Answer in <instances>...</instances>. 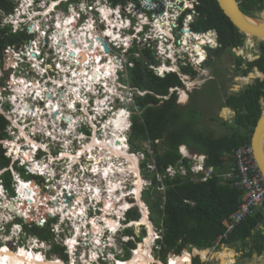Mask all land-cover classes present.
Listing matches in <instances>:
<instances>
[{
  "label": "trees",
  "instance_id": "obj_1",
  "mask_svg": "<svg viewBox=\"0 0 264 264\" xmlns=\"http://www.w3.org/2000/svg\"><path fill=\"white\" fill-rule=\"evenodd\" d=\"M125 1L111 0L112 4L125 3ZM253 2L255 0H243L240 4L242 11L254 16ZM259 4L262 5V3ZM16 5L13 0H0V15L12 13ZM195 7L198 14L192 23V28L195 31L216 29L218 40L221 43L216 49H208L209 56L202 64L203 67L208 68L214 63L213 55L219 57L232 47L246 45L243 43L245 37L223 14L216 0H196ZM31 37L25 31L13 32L9 25L0 26V58L3 56L5 46L22 44ZM133 53H138L140 57L133 56ZM14 56L11 52L7 59ZM128 59L132 65L127 67L126 82L133 90L144 92L141 95L134 94L133 96L134 101L130 108L132 111L137 109L138 112L132 115V126L128 138L129 145L133 150H141L145 154L141 163L142 167L145 168L150 157L146 148H143L141 144V142L147 141L158 171H163L164 167L169 164L179 163L181 158L178 146L181 144L186 145L193 152L203 154L205 164L214 169L212 177L203 182L192 180L189 174H177L171 179L164 178L160 183L154 174H146L151 178L149 190L154 192V198L150 203L149 217L157 228H162L161 239L157 240V243L160 244L161 259L164 260L169 252L180 253L183 248L191 249L192 247L196 249L192 252L193 264H205L201 263L198 258L199 255L204 258L205 252L201 251L202 253L199 254L198 251L212 247L222 234L219 243L229 244L240 240L242 250L247 248V256L253 253L252 247L259 243V252L264 246V242L260 240L262 235H260L259 229L254 233L257 222L263 217L259 210L253 215H249L227 236H224L226 225L230 222V215L243 199V190L233 187L227 182H222L218 174L225 171L232 162L233 151L237 147L249 143L261 109L257 98L264 94L262 91L264 84L260 83L257 88L250 83L239 93L226 95L225 104L220 105L231 106L235 111V116L231 123L214 116L209 117V120L216 122L215 125H223L227 129V132L216 135L213 131L205 132L198 127L202 112L198 108L199 102L196 93H192L191 98H188L184 103L177 102L176 90L170 92L169 89L183 86L179 76L174 72L158 76L148 67L150 62L155 61L148 48H132ZM235 63L237 69L238 65L242 63L241 58L236 57ZM255 63H258L260 70L264 71V64L261 61L257 62L256 60L247 64L251 68L255 66ZM181 69L182 73L195 74V71L189 66H183ZM247 70H243L242 73L245 74ZM6 123L7 120L0 113V139L5 137ZM9 152H13L12 147H9ZM182 161L188 166L186 159H182ZM8 165H10L9 157L5 155L4 148L0 143V169L8 167ZM14 167L21 172L24 171L23 168H18L16 165ZM9 174L7 169L3 175L6 187H9ZM161 184L165 185V188L159 191L158 187ZM138 217L137 209H130L126 213L127 220H136ZM26 229L45 239L51 237V234L43 227L33 225ZM128 230L125 232L131 234ZM142 236L144 235L136 237L135 240L126 244L124 259L130 256L128 248H134ZM249 245L251 246L249 247ZM51 252L54 255L59 254L66 260V255L61 247L53 246Z\"/></svg>",
  "mask_w": 264,
  "mask_h": 264
},
{
  "label": "clouds",
  "instance_id": "obj_2",
  "mask_svg": "<svg viewBox=\"0 0 264 264\" xmlns=\"http://www.w3.org/2000/svg\"><path fill=\"white\" fill-rule=\"evenodd\" d=\"M13 1L17 4L15 9H14V11L12 13H10V14H7V15H0V26L9 25L13 32H17V31L18 32L19 31H23L24 32L25 31L26 33L30 34L31 36L34 35V36L38 37V38H36L37 40L33 39L31 37L30 39L25 40L24 43H22V45H29V50L30 49L34 50L36 48L34 42L37 41L36 43L40 47V49L39 48H37V49L41 52V56L43 54L48 59L49 58H54L53 61H57V63H54V66H53V64H50V66H52L53 68H51L49 70V69H46L42 65L41 62L44 60L43 59L40 62V66H39V68L42 71L39 69L38 70L39 72L36 73V69H34V68L32 69L31 63L28 60L29 56L28 55L27 56L23 55V52H27V51H22V49H20V51L15 52V50H17V45H19V44H17V45H12V46H9V47H11L13 49L14 53L21 55V58H20V61L18 62V65H16V66H14L13 64L10 65L6 61V59L4 60V49L7 47V46H5L3 48V56H2V58H0V81H1V84H0V91H1L0 95H1L2 92H4L6 90L4 99L6 100L7 97H9V99L4 101V102H3V100H0V102H2L3 105H4V108L0 106V113L7 120L6 126L9 123L8 117L15 119V122H14V125H13V130H14V133L17 134V136H19V132L22 131L21 128L23 129L22 132L29 133L30 138L35 142V146H36V150L31 152L33 157L37 153H39L40 148L46 149L49 144L50 145H54V147H56L57 144H60L59 148L61 146V149L66 150V148H64V145H65L64 142H66L67 144L70 145V147H69L71 149V150H69L70 153L76 154L77 150L80 149L79 147H80V143L82 141L81 140V136L79 138L78 137L74 138V137H69V136L66 137L67 134H63V136L61 138H57V135H56L55 136V140H54L52 137H50L49 133H46L44 130H42L40 134H35L31 129L34 126L33 122L36 121V120L38 121V119H35V118H33L32 116H29V115L19 116L16 112H13V108L14 107H13L11 101H10V96H12L11 92H13L12 87L16 84L15 82H13V77H16L17 80L18 79H20V80L24 79V81H26V82L28 81L27 82L28 84H32V82L42 83V81H41L42 79H46V81H47V79L50 80L52 78L51 77L53 75L52 71H55V70L58 71L57 68H56V66L58 65V59L56 58V56L58 54H54V52L51 49L52 39H53L54 35L57 34V27L55 26V23H54V21H55L54 18H58V15L56 13L57 9L61 8L63 11H66L65 15H63L62 18H60V19L58 18L62 22L67 17L69 18V17H72V16L75 15L74 16L75 17L74 20H72V19L70 20V22H72L71 24H73L74 26H76L78 24L83 25L84 21L88 20V17L85 14H81V12H80V10L78 8V5L81 4V2H80L81 0H13ZM142 2L143 1L138 3L140 5L139 6L140 8H139L138 11H136V20L133 22L135 24V34H133L131 37H129L127 34H125L124 31L126 30V27L129 25V20H128V17H127V13H128L127 10H129V12L131 13L132 8L130 6L133 4L132 2L116 3L114 5H109V6L108 5H93L94 6L93 9H91L92 13H94L97 16V20H98L99 23L105 24V21H104L103 17L100 16V10L99 9L102 6H105L106 9L109 10L110 12H112L113 10L116 11L117 14L120 16V19L127 20L128 22H127V24L125 26H123L120 30L117 31L119 33L118 42H116V41L114 42L113 40H109V37L106 36V35L102 36V39L106 42V44L109 47V51L106 52L105 54H109L111 52L110 54L112 56H114L115 60H116V63L113 65L114 67L112 68V71H111L113 73L112 74V80H111V85L114 88V93L112 94L113 95V100L112 101H110L109 99L106 100L107 106L105 108V111H101L100 113H98L96 111V104H97L96 96L91 91L86 92V94L82 93L81 96L84 98V101H81L79 99L78 101L75 102L74 107L72 109H70L69 107L66 106L74 114L73 116L77 117L82 122L84 128H86L90 132L93 131V126L96 127L97 132L100 129L102 131L103 128H101V126L103 125V123L105 121L108 120L109 113H113L116 110H120V109H122V110H124L126 112L125 113L126 114L125 115L126 128L123 131V135H124L125 130L132 126V115L134 113H137L138 110L136 109L135 111H132V108H130V106L133 104L132 101H134L133 100L134 94H138V93H136L137 89L133 90L128 85V83L126 82V78L125 79L123 78V73L127 74L126 73L127 67L132 65V63L128 59L130 54L127 56V58H124V55L130 53V50L132 48H134V47L140 49L139 46H137V43H139L142 40L146 42V46H143V47L148 48L147 46H149L150 48H148V50L153 54L154 59H155L154 62H150L148 64V67L158 76H164L166 73L174 72V73H176L179 76V78L183 82V86H185V82L184 81L187 80L186 82H189L191 80L189 77H191L192 79L193 78H197V80H199L200 82H204L205 83L206 81L214 80L215 76L217 75V74H215V75L210 74L211 77H213L211 79H206V80L199 79V77L203 76L206 71H208L210 73L209 68L203 67V65H202L207 60V58L209 56V50L208 49H216V48H218L221 45V43L218 40L216 29L212 28V29H208V30H205V31H195L192 28V23L194 22L197 14H198V12L196 10V7H195L196 0H156V1L152 2V4L154 6H156V7H159V6L162 5V7L164 8V13H163V15H160V16L158 14L157 15H150L149 13L152 11V9H145L144 8L145 4L141 5ZM42 4H44V5H42ZM71 5L74 6V8L71 7ZM156 7L153 8V11H156ZM169 9H172V12H170ZM72 10L75 13L74 15H72V12H71ZM143 11H145L146 14H144ZM45 12H48V13L44 14ZM48 14L50 15V18L47 17ZM143 14H144V17H145L144 20H143ZM76 15H77V17H76ZM131 15L135 16L133 14H131ZM157 16H158L159 19H157ZM169 21H173L174 22V26L173 27L170 25L171 22H169ZM157 22H160L161 25L157 26ZM105 26H106V24H105ZM141 26H145L146 27V32H145L144 36L139 35V33H140L139 29L141 28ZM158 27H162L161 28V32H159V33L157 31ZM165 29L167 30V32L169 34L165 33ZM119 31H122V32H119ZM207 31L214 32L216 34V38H215V41H214V39L212 37H209L210 40L206 41V44H204V45L199 44V45H201L199 51L203 54L202 58H200L201 55L197 53L196 48H192L191 46H190V48L188 47L189 50H187L185 52L180 50V44L177 42V40H179V42L181 43L183 41V39H182L183 35H185L186 39H189L188 42H186V41L185 42L190 45L191 44V39H193V38H194V40L199 39V38L195 39V37L192 36L191 33L196 34V35L201 34V33L206 34ZM103 32L104 31H101V33H103ZM159 35H162V36L167 38V40H164V42H163L164 51H167V49H168V47L166 46L167 41L172 40V41L177 43L174 46V48H178V49L170 48V50H172V49L174 50V55H172L171 58H173L178 53H180V54H183L185 58L189 59L188 60L189 63L187 65H181V63H180L181 59H179V60L178 59L177 60L176 59L171 60L169 57L164 55V57L167 60V65H166V67H164L165 65H163V67L161 68L162 64L160 63V59H161V52L163 50L160 51V48H159V44L158 43H159L160 40H162ZM104 36H106V38ZM157 36L159 37V39H155V37H157ZM243 36L245 37L244 38L245 41L243 40V43L246 44L245 46L232 47V48L228 49V51L223 52L219 57H217V55H215V56L213 55L212 56L213 57V62L214 63H219L220 59L223 57V55H229L230 54L231 55L230 56V62L232 64V67L236 70L238 75H240V74L244 75L242 73V71L243 70H247L248 67H245V68H241V67L245 63L247 64L248 62H250L249 60H247V58L248 59L250 58L251 50H252V43L254 42V39H250L246 35H243ZM46 38L48 39V42L46 43L45 48H44L43 46H40L39 44H42L41 41L43 39H46ZM203 39H205V38L203 37L202 40ZM151 46H153V49L151 48ZM143 47H141V48H143ZM242 47L244 49H247V50L244 51L242 49ZM114 48H117V49L114 50ZM117 50H120V51L122 50V56L123 57L118 56L116 54ZM242 50H243V52H242ZM35 51H36V49H35ZM113 52H115V54ZM244 52L246 53V55L244 54ZM189 54H192V55H189ZM133 56L137 57L138 53H133ZM236 57H240L241 60H242V63L240 65H238L237 69H236V63H235V58ZM157 59H159V60H157ZM190 61H193V62L191 63ZM214 63L211 66H213ZM20 64L22 66L21 68H20ZM90 66L91 65H89L88 68H90ZM173 66H175V67H173ZM183 66L191 67L192 70L195 71V74L194 75H190L189 73H182V71H181L182 69L181 68ZM102 67L103 66H101V68ZM19 68L21 69L20 73H18V71H17ZM25 68L26 69L30 68L31 73L29 74L30 71L28 70V73L26 74L24 72V70H23ZM213 69L214 68H212V70ZM221 71H222V69H220V68L218 70H216V72H218V74ZM248 71H249V69L247 70L246 73H248ZM40 73H41V75H40ZM237 74H234V76L232 78H229L232 81V84L235 83L237 80H242L244 83H247V84L251 83V82L248 83L247 81H244L246 79L248 80V76H237ZM5 76H6V80L3 81L5 79ZM251 76H252V73H249V77L250 78H251ZM52 79H55V78H52ZM247 84H245V86ZM50 85H52V84H50ZM199 86H201V84H198V89H196V90L200 89ZM232 87H234V86L232 85ZM58 88H59V86H58ZM117 90H119L120 93L122 92L123 98H124V96H128L129 97V94L131 92L132 101H130L131 103L129 104L127 109L125 108V106H114L113 105V102H118L120 99L123 100V98H121L118 94H116ZM173 90H176L177 102L183 103L184 101H179L178 100V96L180 95L179 94V90H185V92H186V87L185 88L175 87V88H170L169 89L170 92H172ZM58 91H59V95H60L61 88H59L57 90V93H58ZM137 91H139V90H137ZM233 93H235V92H233ZM139 95H141V94H139ZM81 96H80V98H81ZM104 97H102V98H104ZM22 98L26 102L27 107H29L28 111H30L31 109H33V111H35L36 108H38V107L40 108V106L43 107L46 104L45 101L41 102V99L37 100L35 98L34 94L33 95L26 94L25 97H22ZM99 100H100V98H99ZM6 104L11 105V107H9V106L6 107ZM220 104H222V103L220 102ZM32 105H33V107H32ZM220 106H217V107H220ZM224 106H227V107H223L222 109L223 110L225 108L228 109L229 115L227 117L221 116V119L224 118L222 120L231 121L233 119V117L235 116V111L229 105H224ZM83 107H84V109H83ZM134 108H136V107H134ZM5 110L7 111V113L5 112ZM32 115H33V112H32ZM231 115H234V116L231 117ZM211 116L219 118L218 116H215V115L211 114V115H209L207 117L208 120H209V117H211ZM28 125H30L31 127L28 128ZM6 126H5V128H6ZM5 128H4L5 137L3 139L7 138L6 137L7 133L5 131ZM26 128H28L27 131H26ZM101 133L102 132H100V134ZM77 134H79V133L78 132L75 133V135H77ZM90 135H91V133H90ZM64 136H65V140H62V138ZM123 137H124V143L126 145V152L128 154H130V148L131 147L129 145L128 139L125 137V135ZM12 138H14V135L8 137L7 140L9 141V143H10V140ZM3 139H0V143L2 144V147L4 148L5 155L7 157H9L10 165L13 166V167L16 165V167H18V168H23V166L19 167V165L17 164L20 159L23 160L26 163V165H27V163L29 161L28 159H23L21 156H16V158L12 157L13 158L12 159L11 156L9 154H7L8 153L7 152V150H8L7 148L9 147L8 146L9 143L2 142ZM76 142L79 143V144H77ZM247 144H250V141ZM128 145H129V148H128ZM28 148L29 147L23 146V149H25V150L28 149ZM143 148H146V147H143ZM146 150L148 152L147 148H146ZM139 151H141V150H139ZM63 152H65V151L58 152V154H61ZM141 153H143V152L141 151ZM178 153H179L180 158H181L179 163H183L182 159H186L187 163L190 162V164H191L193 162V159H191L190 155L196 154V155L203 156V162H204V166L205 167H212V166H207L205 164V156L203 154L193 152L192 150H190L184 144H181V145L178 146ZM149 154H150L149 162L146 164L145 170L148 171L151 174H154L155 178H156V172L164 173V171H165L164 169L168 165L164 167L163 171H158V167H157L155 158L153 157V155H151L152 151ZM144 156H145V154H144ZM143 160H144V158H143ZM179 163H177V164H179ZM150 164L154 165V169H149L148 165H150ZM169 165H171V164H169ZM141 166H142V164H141ZM50 167H51V165H50ZM137 167H138V175L140 176L141 180L142 181H147L146 178L142 177L141 174H140L138 162H137ZM187 167H189V166H187ZM52 168H53V170L55 172H59V171H61L60 169L63 168V165L60 164V163H57V164H54ZM2 169L6 170V168H2ZM73 169H76L74 164L70 168V174H72ZM24 171L25 172H30V171L25 170V169H24ZM213 171H214V169H213ZM132 172L133 171H129V173H130L129 182L132 180L131 175L135 179L130 182V185H128L127 189L125 190V192H129L130 191V193H127L126 196H124V195L121 196V198H124V199H126V197L130 196L131 197V201L129 200L130 198L126 199L128 207L123 211L124 215L122 217L123 218L122 222H121L122 218L121 219L119 218L120 219V223L122 225H129V223H130L129 227L131 225H133L132 223H134L137 220V219L136 220H127L126 219V213L128 212V210L132 209L131 205L135 204V202H134L135 200H132V197L133 198L136 197L133 189L135 188V183L134 182L136 180L137 175L134 172H133V174H131ZM30 173H33V172H30ZM36 175L37 176H41V173L37 172ZM148 179H149V182H150V185H151V178L148 177ZM158 182H160V181H158ZM198 182H203V181H198ZM0 185H1V183H0ZM229 185H231V184H229ZM159 187H158V189H159ZM105 189H103V191H102L103 195H105V193H106ZM140 192H141V190H140ZM116 193H121L120 192V188L118 189V191ZM120 199L118 200V202L120 201ZM132 202H134V203H132ZM143 203L145 204L144 201H143ZM85 204H86V211H85L84 218H86V219H89V217L93 218V216L91 214V211H89V210L92 209L94 211H96V210L102 211V209H101L102 205H100V203H98V202H96V203L93 202V201L91 202V200L87 199ZM263 206H264V204L262 205V207ZM97 208H99V209H97ZM256 208L257 207L253 208V212L251 214H249V215H253L257 211ZM88 211H89V214L87 213ZM58 214H59V212H58ZM141 215L142 214L139 211L138 219L141 217ZM249 215H247L245 218H247ZM6 216L7 217L2 215L0 217V226L1 227H6V226L10 225L11 224V220H13L15 218V217H13V215L11 213H10V215H8L6 213ZM18 216H21V214L18 215ZM52 220H54L53 221V224H54L53 227H55V229L51 230V232H49L51 234V237H50L51 243H54L55 244L54 246H58V247L62 248L63 252L66 255V260L64 261V264H69V262H70V260H68L69 254H71L72 257L74 256L75 258L79 259L80 258V253L77 250V247L80 244H82V243L92 244L86 239V234H84V229H82L83 227H80V229H82V230L79 233V235H77L72 248H70L69 245H68V240L72 239V237L74 235L73 227H69L70 225H66L65 224L66 220L62 219L61 217H59V215H57V213L54 214L53 217L48 218L46 221L49 222V221H52ZM148 221L150 222V224L152 226L154 225V224H152V221H151L149 216H148ZM242 221H240V222H242ZM44 223L45 222H41V220H39L37 226L42 227L44 225ZM239 223H237V225ZM259 223L260 222H258V224ZM15 225L16 226H20L19 223L15 224ZM142 225H144V224H141L140 226H142ZM88 226L89 225H86L84 227H88ZM153 227H155L154 231L156 233V229H158V228L155 225ZM104 231H107V230H104ZM155 233H154V236H155ZM157 240H159V239H157ZM36 241L37 240L34 239V245L35 246H36V243H37ZM153 241H155V237H154ZM42 242L45 245V255L43 254V252H40V253L44 256V258H46L47 260H50V258L47 257V254H48L47 252L50 249V246L47 244V242H45V241H42ZM137 243H139V242H137ZM218 244L215 243L213 246H216ZM209 248H212V247H209ZM191 249H192V247H191ZM186 250H188L187 247H186ZM201 250H204V249H201ZM201 250H199V251H201ZM220 250L221 249H219L218 251H220ZM90 252L93 253V250L91 249ZM49 253H51V252H49ZM169 253L167 254V256L168 255L170 256ZM172 253H174V252H172ZM180 253H177V255L180 254ZM167 256L165 258V261H163L160 258L161 262L166 263L168 261V257ZM55 259H57L59 261H62L60 258L59 259L55 258ZM115 260L117 261V259H115ZM74 263H75V260H74Z\"/></svg>",
  "mask_w": 264,
  "mask_h": 264
},
{
  "label": "bare ground",
  "instance_id": "obj_3",
  "mask_svg": "<svg viewBox=\"0 0 264 264\" xmlns=\"http://www.w3.org/2000/svg\"><path fill=\"white\" fill-rule=\"evenodd\" d=\"M99 10H100V15L103 16L105 18V20H106L105 24H106L107 27H106L105 31L103 32V34L104 35L105 34L106 35H110L109 37H111L112 40L118 42L119 33L117 31L120 30L124 26V24L126 23L127 20H124L125 23L122 24V19H120V16L117 14L116 11L113 10L112 12H110L109 10L105 9L103 6ZM112 13L115 16L116 15L118 16V18H116V22H115L116 23V29H113V28L110 27V19L112 18ZM45 14H46V12H45ZM58 23H60V22H58ZM67 23L64 24V26L61 25L63 27L59 31H58V28H57V34L54 35L53 40H52V44H53V46H55L54 50L57 49L61 53H69V52L75 53L73 50L76 49V50H81L84 55L82 57H80V58L75 56V58H72V59L69 57V58H66V59L59 60L60 63H62L63 60H66L67 63H68L66 70L61 71V75H62L61 76V78H62L61 80L63 81V84L68 83V81H70V83H73L72 85H66V86H68L71 89V93H73V94H82V93L86 94V91H82L81 88H80V90H78V86L81 85V86L84 87V86L88 85V86L92 87V85L94 84L93 81L96 80V79H94L92 77V72H93V70H96V69H93L91 67L88 68L90 60H91V58H93L92 54H91V47H95L96 46V50L98 52H101L103 55H105V54H104V51H103L102 46L100 45V43H98V41H93L92 42L91 39L89 38V35H90L89 31L91 30L93 25H90L89 22H87L86 25L80 29L81 31H79V30L75 31L72 27H70V28L66 27ZM59 28H61V27H59ZM71 32H72V34H71ZM159 32H161V29H158V33ZM90 37H92V35H90ZM92 39H96V38L92 37ZM156 39H159V37L157 36ZM191 40H192V44H196L195 45L196 51H197V49L200 48L199 44L204 43V41H201V39L194 40V38H193ZM92 45H95V46H92ZM55 52H56V50H55ZM27 54L29 55L30 58L31 57L35 58L36 52H34L31 49L29 50L28 53L27 52H23V55L26 56ZM199 54H201V52H199ZM14 55L16 56L17 54L15 53ZM62 56L65 57L64 55H62ZM106 57L108 58V55H106ZM94 60L95 61H100V55H98V57H94ZM7 62H8V60H7ZM106 62H107V64L105 65V69H109V70L111 69L109 71V72H111L113 65H112V60L110 59V57H109L108 60H106ZM99 64L101 66L102 62L99 63ZM78 65H81V70L79 72L78 71H73L72 72V70L74 69V68L72 69V66H74L76 68ZM173 67H175V66H173ZM104 72H108V71L105 70ZM104 72H100V73L103 74ZM112 74H110L111 77H112ZM13 81L16 83L15 85H19L18 84L19 81L16 78L13 79ZM53 83H55V85L56 84H58V85L60 84L59 81H55ZM55 85L53 84V86L49 87V91H47V92H49V95H46L44 93V95L47 98L48 107H50V105L57 106L60 103V100L63 97L61 92H60V96L61 97H59V91H58V95L55 93L56 89H57V88H55ZM32 86H36V85H32ZM91 92H93V94H94L93 90H91ZM107 92L109 93V91H107ZM41 93L42 92H40L39 88L33 90V89H27L25 87L16 88V86H15V88L13 89V95H12L13 98H12V100H15L14 98L17 97V99L18 100L21 99V101H19V102L13 101L14 106H16V107L18 106L19 107L18 111L20 112V114L29 115L30 113L26 110L25 107L20 108L21 106L25 105V103H26L22 97H25L26 94H31V95L34 94L35 98L37 100H39V99H42L39 96V95H41ZM108 93L106 95H108ZM179 94H180V99L181 100L185 99L186 95H185L184 91L180 90ZM54 95H55V97H57V100H54V98H53ZM104 96H105L104 94H101L98 97V98H100V100L99 99L97 100V105L98 106L96 105V111L98 113H100L101 111H105L106 107H103V106H105L107 104L106 100H108L110 98V96H109V98H105ZM102 97H104V98H102ZM81 101H84L83 97H81ZM40 109H42V108H40ZM44 113H45V115H43L44 117L48 116V114L50 113V109L48 108V111L47 112L45 111ZM125 113L126 112L124 110H122V109L116 110L115 114L113 116L109 117L110 119L108 121H105L106 125L104 123V125L102 127L107 126V128L110 131V134H108V136H106V137H104L102 139H99V138L96 137V135L95 136L91 135L90 138H89L90 139L89 140L90 143L87 142V145L82 143L80 149H78L77 152H79V154L78 153H76V154L69 153L68 151L71 150L69 148L70 145L65 143V146H64V148H66V150H64L65 152H63L61 156H58V159H53L52 161L50 159L48 163L46 161L38 162L35 159V157H33L31 152H28V154H26L27 152L23 150V147L18 148L19 145H17V147H16V145H14V151H16V150L17 151H16V153H14L13 156L18 154V151L21 150L19 156H21L23 159L31 160V164L29 165L30 166L29 169L34 174L39 172V173H42V174L45 175V174H48V172H49L50 177H55L54 176L55 171L52 168L53 165L57 164L59 162L63 165V168H61L60 169L61 171H59V172H61V175H62V177H61L62 178L61 186L66 187V189L62 192V196H64V194H65L64 192H66L67 195H72V194H73V196L75 195L74 197H75V201L76 202H77V200H81V201L78 202L77 205L74 202L68 203L67 206H64L62 200L54 201V203H52V207H49V210H48L49 212H47V214L50 213V214L53 215V214L59 212V217H61L62 219H65L67 221H70V220L72 221V223L74 225V228H73L74 235H73L72 239L68 240V243H69L68 245H69L70 248H72V246H73L70 243L73 242V239L74 240L76 239V235L75 234L80 233L82 229L85 230L84 234H86V236H87L86 239L87 240L93 239L92 240V244L95 245V247H96L95 249H97V251L99 253L104 252L105 248L108 249L107 246H115L114 243L109 242L110 241L109 237L114 238V241L118 242L120 248L123 249V250H124V247L126 246V244L129 241L135 240L132 237L133 235L128 234V233L125 232L127 229H129L128 227H129L130 223H129V225H122L120 223V219L119 218L116 219V218L112 217L113 214H111L109 212L106 213V216L104 215V213L100 214V215H104L105 217H107L105 219V221H104L105 225H103V228L105 230H107V231H104L103 229H101L102 228L101 227V228L97 229L96 232H94V229H96V228H94L92 226L91 222L94 219V217H96V216H93V218L88 216L89 219L85 218L84 220H83V218H84L83 217V218H81L79 220L78 217H80V214H77V212L75 210L76 209H78L80 211H81V209H85L86 210L85 202H86L87 199L91 200V202L92 201L95 202V203L98 202L102 206H107V202L110 200L109 198H113V196L111 194L107 193L106 194L107 196L103 197L100 194V191H102V190L97 189V187L96 188L94 187L91 190L94 191V193H97L98 191L99 192L95 196H93L94 195L93 193L90 194V196H88L86 198V200L84 201L85 193L79 187H77V188L74 187L75 188V193H72V191H71L72 185L70 183L71 182L73 183V182L77 181L76 175H73L72 178H69L70 177L69 176V173H70L69 169L71 168V166H73V164H74L75 168L80 166L81 170H83V168L86 170V166L85 165H80V164L78 165L79 162L76 159H77L78 156L81 157L83 152H87V153L90 154L91 153V148L94 145H95L94 147H98L99 146L100 148L104 149V151L106 153L110 154V156L112 158L114 156L115 158H121L122 159V160L120 159L119 161H125L124 163L123 162L121 163V164H124V167H125V169H124L125 171L123 170V172L132 171V169H131V167H132L134 169V171H136L135 174H138V167L135 165L137 163L136 162L137 158H136L135 155H128V153L126 152V145L124 143V139H122V136H121L120 133L118 134L119 131H124V129L126 128V121H125V115L126 114ZM57 120L59 122L60 117H57L54 121H51L50 123L45 121V119H43V121L41 120V125L42 126H40V127H43L44 131L46 133H49V135L52 138H54V140H55V136L56 135H57V138H61L63 136L62 131H60V132H58V134L52 136L50 134L51 132L49 131V129L47 127H45V126H47V125L49 126L50 125L52 127H55L58 124ZM36 121H34L33 124H35ZM130 131H131V127L127 128L125 130V132H124V135H125V137L127 139L129 138L128 136L130 134ZM20 133H21V136H24L25 140H27L25 132L21 131ZM82 137H83V135H82ZM92 137H94V139H92ZM11 140H13V139H11ZM27 147H29V146H27ZM82 148H86L88 150L83 151ZM35 150H36V147L33 148V151H35ZM90 156H92V155H90ZM100 158H102V161H104V163H103L104 165L101 164V165H103V169H101V167L97 168V170H99V173H100V176H101L100 178L102 180L105 179V181H106L105 183H107L106 185H108V183L111 182V185L113 183L114 185H118L119 188L122 189V185H123L122 181L121 180L120 181L115 180L116 177H114V175L123 174L122 171L117 170L118 168H123V166L120 165V164L116 165L117 163H115V162H113L111 160H106L107 157L105 158L104 154ZM89 159H93V157H89ZM132 163H133V165H132ZM89 164L90 163H88L87 166H89ZM92 164L95 166L94 163H92ZM50 165H51V167H50ZM127 165H129V166L127 167ZM110 174H112V175H111V178L109 179L108 177H109ZM112 178L114 179L113 182H112ZM139 178H140V176H139ZM137 181L138 180L136 178L134 183L135 184L137 183V187H135L136 190L134 191V193L136 192V194L139 196V194H140L139 191H140L141 185ZM30 185H32L31 182L28 183L26 181H23V180L20 181L19 180V183H17V186H16V190L18 191V198H20V199L25 201L22 204L23 205L22 207H20V205H19V208L21 209V213L22 214L24 213V215L26 217H27L26 211H28L27 210L28 202L29 203H34L33 205H30L31 209H35V207L39 208L40 207V203H41V201H38L36 199V196L33 195V193L36 192V191L35 190L33 191L32 187ZM90 187H92V186H90ZM60 188L61 189L59 191H62V187H60ZM127 193H130V191L127 192ZM78 195H80V198L77 197ZM0 197H1L0 199L3 201V204L0 205V208H2L3 206H5V203L8 200H7L6 196H2L1 193H0ZM58 199H60V197H58ZM35 202H39V203H35ZM58 203H60V205H58ZM6 204H7V208H9L10 210L11 209L14 210V207L16 208L13 200H9L8 203H6ZM80 204H82V205H80ZM142 204H143V206H141V207L144 209V205L145 204L143 203V201H142ZM73 206L75 208H73ZM127 207H128V204L122 205V206H120V210L119 211L122 212ZM97 209H99V208H97ZM119 211H117V212H119ZM16 213L20 214V210H19V212L16 211ZM147 214H148V211H147V208L145 207L144 213H143V215H141L142 218L141 219L139 218L140 220L137 219V222L135 224H133V225H137L138 226V225L144 224L148 228V235L146 237H144V240L141 241L142 243L140 242L141 244L139 243L140 245H138L137 248H136V246L134 248H128L127 247L129 252L131 251L129 258H127V259L120 258V257H118L117 254L115 255V253L113 251H111L110 252L111 254L109 255V258H111V259L113 258L114 259L113 260L114 261L113 264H150L154 260V257L151 255V249H150V243H152V240H153V238H152L153 230H152L150 222L148 221ZM86 225L90 226L89 229H88L89 231H87L86 228L80 229V227H84ZM108 232L111 233V236L108 235ZM112 232L113 233L117 232V235L113 236ZM120 232L121 233L123 232V233L121 234ZM100 235H101V237H100V240H99V236ZM81 245L83 247V251L80 253V257L81 258L82 257L85 258L86 257L85 254H87L91 248L88 249L89 245L87 246L86 243H82ZM34 246L35 245H33V246L31 245V248H29V247L28 248L19 247V248L16 249V251H13L9 247H6V246L0 247V264H63L61 261H59L57 259L47 260L46 258H44V256L40 252L34 251V248H36V246L35 247ZM223 251H225V250H223ZM81 254H82V256H81ZM119 254H121V253H119ZM87 257H86V259H87ZM100 257L101 256H98L97 253L96 254H92L91 253V258H90L91 260L90 261L84 260V261H81V262L79 261V262H80V264H82V263L86 264V262L88 264H91L92 260L95 261V259H99ZM208 258H210V257L208 256ZM115 259H117V261ZM189 261L192 262V253L189 254L187 251H183L179 255L170 256L169 259H168V262H166V263H163L161 261H156V263L157 264H188ZM69 264H75L73 258L70 260ZM189 264H193V262L189 263Z\"/></svg>",
  "mask_w": 264,
  "mask_h": 264
},
{
  "label": "flooded vegetation",
  "instance_id": "obj_4",
  "mask_svg": "<svg viewBox=\"0 0 264 264\" xmlns=\"http://www.w3.org/2000/svg\"><path fill=\"white\" fill-rule=\"evenodd\" d=\"M141 1H143V3L145 4V6H144L145 9H152V11L150 13L147 11L150 15H157L158 14L160 16L161 14L163 15V13H164V8L162 7V5L159 6V7H156V6H154L152 4V2H154L156 0H126L125 1L126 3L127 2H132L133 3L130 6L132 8L131 13L129 12V10H127L128 11L127 17H128V20H129V25L126 27V30L124 31V33L127 34L129 37H131L133 34H135V24L133 22L136 20V11H138L139 8H140L139 7L140 5L138 3H140ZM89 2L93 3V0H89ZM95 2H96V4H94V5H108V6L109 5H114V4H112L111 0H96ZM237 2H238L239 6L241 8V5L240 4H241V2H243V0H237ZM117 3H119V2H117ZM259 3H262V5L260 6ZM252 5L254 7V9L252 11L253 12V15L256 16V17H260L261 18L264 15V0H259V1H256L255 0V2L252 3ZM155 7H156V11H153V8H155ZM89 9H90V7H89ZM169 11L172 12V9H169ZM143 13L146 14L145 11H143ZM131 14H133L135 16H132ZM72 15H74V14L72 13ZM74 16H72L71 18H68L67 17L65 20H68V22H70L71 19L74 20V18H75ZM116 18H118V16L117 15L115 16L112 13V18L110 19V27L113 28V29H116V23H115L116 22ZM103 19H104V21H106L104 17H103ZM157 19H159L158 16H157ZM127 22L128 21H126V23H125V21L122 19V24L125 23L124 26L127 24ZM71 23L72 22H70V25L74 28V30L75 29H78L79 27H82L81 24H78V25L74 26ZM58 24L59 23L56 21L55 22V26L57 28H59L58 27ZM83 24H85V23H83ZM160 25H161L160 22H157V26H160ZM170 25L172 27L174 26V24H172V23ZM161 28L162 27H158V29H161ZM158 29H157V31H158ZM139 30H140L139 35L144 36V34L146 32V27L145 26H141V28ZM58 31H59V29H58ZM165 33H168L166 29H165ZM90 35H92V37H95V38L98 36L99 38L102 39V36L104 34L101 33V32H99V31H97L95 29V26H94V27L91 28ZM106 36L109 37L110 35H106ZM106 36H104V37L106 38ZM92 37L89 36V38L91 39L92 42L93 41H98V43H100V45H101V42H100L99 39L98 40L97 39H92ZM155 39H156V37H155ZM109 40H112L111 37H109ZM47 42H48V39L47 38L46 39H43L41 41L42 44H39V45L40 46H43L45 48V45H46ZM195 45L196 44H192V40H191L190 46L192 48H195ZM35 46H36V51H35V49L33 50L34 52H36L35 58L31 57L32 58L31 59L30 57H28V60L31 63L32 69L34 68V69L39 70L40 69L39 68L40 62L43 59L44 60L41 63H42V65L46 69H49L50 70L51 68H53L52 66H50V64H53V66H54V61H53L54 58H49L48 59L43 54L41 56V52L37 49V45L36 44H35ZM52 46H53V44L51 43V49L54 52V54H58L56 56V58L58 59V65L56 66V68H57L58 72L60 73V75H61V71L66 70L68 63H67L66 60H63V62L60 63L59 60L66 59V58H69V57L72 59V58H75V56L80 58V57H82L84 55V54L81 53L82 52L81 50H76V49L73 50L75 53H71V52H69V53H61L59 50L55 49L56 52H57L56 53L55 50H54V48ZM92 46H95V45H92ZM200 47H201V45H200ZM199 49H197V53L198 54L200 52ZM242 49L244 51L247 50V49H244L243 47H242ZM243 50H242V52H243ZM91 54H92V57L93 58H91L92 61L90 63L91 64L90 67L93 68V69H96V70H93V72H92V77L94 79H96L93 82L96 84V88H97V90H96L97 93L95 94V92H94V94L98 98L101 94H104L103 93V91H104L103 89L104 88L106 89L107 84H110L111 85V80H112V77L110 76L111 72H109L111 69L110 70L107 69V71L109 72L108 75H104V74H102L100 72H104L105 71L104 68H105V62H106V60H108L109 57H110L111 60L112 59L115 60V57L112 56L110 53L109 54H105V52H104L105 55H103L101 52H98L96 50V46L95 47H91ZM62 55H64L65 57H63ZM98 55H100V61H95L94 60V57H98ZM106 55H108V58L106 57ZM200 55L203 57V54L202 53ZM103 56H104V59H102ZM230 56H231L230 54L229 55H223V57L220 59L219 64H221L222 62H224L225 65H226V67L228 68V71H234V73L232 75H229L228 73H227V75H225L226 77L232 78L234 76V74H237V72L232 67V64L230 62ZM20 58H21V55L19 56V54H18V56L16 55L13 58H10V59H7V60H8V62L10 64L11 63H15L13 65L16 66V65H18V62L20 61ZM16 60H17V62H15ZM247 60H249L250 62H254V61L257 60V62L258 61H261V63L264 64V41H257L256 39H254V42L252 43L251 55H250V58L249 59L247 58ZM101 62H103L102 65H101V66H103L102 68H101V66L99 64ZM245 67H248L249 68V65L245 63L241 68H245ZM208 68L210 69L211 67H208ZM219 68L221 69L220 66H219ZM72 69H73L72 72L73 71H78L79 72L81 70V65H78L76 68L74 66H72ZM17 71H18V73H20L21 69L19 68ZM249 73H252L251 80H250V82H251L252 85L257 86V88H258V86H259L260 83H263L264 84V71L260 70V68L258 67V63H255V66H252L251 68H249L248 73H246L244 75H242V74L238 75L237 74V76H248L249 77ZM40 75H41V73H40ZM209 78L211 79L213 77H209ZM61 79L62 78L57 79V80H54V79L51 78L50 80L47 79V81H46V79H42L41 80L42 83L32 82V84H28L29 86L28 85H16V88H18V87H20V88L21 87H25L27 89H33V90L39 88L40 89V92H42L41 95H39L40 98H42L41 99V102H44V101L46 102V104L42 107V109H40L38 107V108H36L35 111H33V109H31L30 111H28L29 107H27V104L26 103H25V105H23V106L20 107V108L25 107L26 110L30 113L29 116H32L33 118L38 119V121H36V123L34 124V126L32 127L31 130L35 134H40L41 131L44 130L43 127H40V126H42L41 125V120L43 121V119H44V116H43V115H45L44 110H46V112H47L48 111V108H49L50 109V113L48 114V118L50 119V122L51 121H54L57 117H60V120H59V122L57 120V123L58 124L55 127H52V126L49 125V127H50L49 128L48 126H45V127H47L49 129V131L51 132L50 134L52 136L58 134V132H60V131H62V134H67L66 137L69 136V137H74V138H77L78 137L79 138L81 136V140H83L84 137L85 138H89L91 135L95 136L96 135V133H95L96 127L93 126V131L90 132L89 130H87L86 128H84L82 122L79 119H77V118H75L73 116L74 114L70 110V109H72L74 107V104H75L76 101H78L79 99L81 100V98H80L81 94H73V93H71V89L68 86H66V85H72L73 83H70V81H68V83L63 84V81ZM21 80H24V79H21ZM55 81H59L60 82L59 85L56 84V88L57 89H59V88L63 89V93H62V91H60L62 93V95H63V97L61 99L63 101L61 103H59L57 106L50 105V107H48V105H47V98L44 95V93L46 95H49V92H47V91H49V88L48 87L46 88L45 85H47V86H53V84L55 85V83H53ZM51 83H52V85H50ZM245 84H247V83H245ZM245 84H244L243 81H238L237 80L235 83L232 84L234 87L228 86V89H227L226 94L220 97L219 103L221 102V103H224L225 104L226 95L227 94L229 95V94L239 93L240 91H242V90L245 89ZM32 85H36V86H32ZM58 86H59V88H58ZM80 88H81V86L78 89H80ZM107 91H113V90H108L107 89ZM262 91L264 92V87L262 88ZM233 92H235V93H233ZM11 93L13 95V92H11ZM59 97H61V96L59 95ZM188 97L191 98V93L190 92H188ZM257 100H258L259 105L261 107L260 112H259V115H260L261 110L264 108V106H263L264 105V94L259 95V97L257 98ZM11 101H13V100H11ZM19 101H21V100L19 99ZM198 102H199V99H198ZM66 106L69 107L70 109H68ZM13 107H14L13 108V112H16L17 114H19V116H22V114H20V112L18 111V108L19 107L18 106L17 107L16 106H13ZM32 107H33V105H32ZM223 107H227V106H220L221 109ZM83 109H84V107H83ZM32 112H33V115H32ZM259 115H258V117H259ZM232 116H234V115H231V117ZM258 117H257V119H258ZM257 119H256V121H257ZM104 123H103V125H104ZM255 124H256V122H255ZM102 126H101V128H102ZM30 127L31 126L28 125V128H30ZM77 132L80 135L79 134L75 135V133H77ZM90 133H91V135H90ZM25 134H26V138H27L28 141L25 140V138L23 136L21 142H24L25 141L24 146L25 147H27V146L30 147L29 149H26V150L23 149L24 151L27 152L26 154H28V152H32L33 151V148H35L36 146H35V142L30 138L29 133H26L25 132ZM97 134L100 135V132H97ZM82 135H83V137H82ZM92 139H94V137H92ZM62 140H65V136L62 138ZM17 141H18L17 139L10 140L9 147H12V150L14 148V145H16V147H17V145H18ZM65 143L66 142H64V144ZM59 145L60 144H57L56 147H54V145H50L49 144L46 149L40 148L39 153H37L34 156L35 159L38 162L46 161L47 163L49 162L50 159H51V161L53 159H58V156H61L62 155V153L61 154H58V152L64 151L63 149H61V146L59 148ZM90 157H92V156H90ZM78 162H79L80 165L87 164L86 162H84V161H82L80 159L78 160ZM91 162L95 164V166L94 165L93 166L97 170L98 165H97V163L95 161V156L93 157V159H92ZM119 164H121V163L119 162ZM5 168H6V170L8 169L9 170V173H10L9 174L10 175L9 187H6V183H5L6 181H4V178H3V175L5 174V171L6 170L1 169L0 170V183H1V185H0V193H1L2 196H6V198H7L8 201L9 200H13L16 208L14 207V210L13 209L10 210L9 208H7V204L6 203H8V201L5 203V206H3V207L1 206L2 208H0V217L2 215H4L5 217H7L6 216V213L8 215H10V213H11L13 215V217H15L13 220H11V224L10 225H8L6 227H1L0 226V247H2V246L5 245L6 247H9L13 251H16V249L19 248V247H26V248L29 247V248H31V245L32 246L34 245V239H36L37 240L36 241L37 242L36 243V248H34V250L36 252H43V254L45 255V245L43 244L42 241L47 242V244L50 246V249L48 250L47 253L51 252V249L53 248V246L55 244L54 243H51L50 237H49V239L42 238L38 234H36L34 232H31V231H28L26 229V227H31L33 225H36L37 226L38 221L41 220V222H45L44 225L42 226L43 228H45V230L51 232V230H54L55 229V227H53V225H54L53 224V221L54 220L49 221V222L46 221L48 218H51V217L54 216V214L53 215L50 214V213L47 214V212H49L48 211L49 210V207H51L52 203H54V202H52L53 201L52 199L48 200V198H52V197H55L56 196L54 198V200L55 201L62 200L64 206H67L68 203H70L71 201H73L74 203H78L81 200H77V202H76L75 201V197H74L75 195L74 196H73V194L72 195H67L66 192H64L65 194H64V196H62V192L66 189V187H63V186L59 185L60 184V178L62 177L61 172H55L54 173V176L55 177H50L49 172H48V174H45L44 175V174L41 173V176H37L36 175L37 173L34 174V173H30V172H25V171L21 172L20 170H17L15 167H13L11 165H8V167H5ZM19 180L20 181L23 180V181H26L28 183L31 182L32 185H30V186L32 187L33 191L34 190L36 191V192H34L35 193V196H36V199L38 201L45 202L43 204L40 203V207L39 208L35 207V209H31V207H30V205H33L34 203H29L28 202V207L26 206L27 207V210H28V211H26L27 217L24 215V213L23 214L21 213V209L19 208V205H20V207H22L23 206L22 204L25 202L24 200L18 198V191L16 190V186H17V183H19ZM113 181H114V179L112 178V182ZM55 185L58 186L57 189H59L60 187H62V191L57 192V190L54 189L55 188ZM108 185H111V182H109ZM112 185L114 186L113 183H112ZM50 186H51V188H50ZM116 186L118 188H116L114 186V187H112V190L109 191L110 194L113 196L114 202L111 203L110 201H108L107 202V206H102L101 209L104 211L105 214L107 212L113 214V212H111V210L113 209L114 214L112 215V217L114 216V218H120L119 217V214L121 213V211H119L120 210L119 207L122 206V205L127 204L126 199L121 198L120 195L126 196L127 195V192H125V190L123 188L125 185L124 186L122 185V189H120V192L121 193H116L118 191V189H119V186L118 185H116ZM74 187L77 188V187H79V185L78 186L76 185ZM74 187H73V185L71 187L72 193H75V188ZM49 189H51L52 196L49 193H47V190H49ZM8 190L10 191V194L7 193ZM58 197H60V199H58ZM66 197H68V200H66ZM119 199H120V201L118 202ZM35 203H39V202H35ZM1 204H3V201L0 199V205ZM58 205H60V203H58ZM73 208H75V207L73 206ZM19 210H20L21 216H18L20 214H17L16 213V211L19 212ZM117 211H119V212H117ZM142 211L144 213L143 208H142ZM143 213H142V215H143ZM57 215H59L58 212H57ZM25 219L26 220H31L30 222H32V223L29 226H27L26 225L27 223H26ZM136 222H137V220L134 223H132V224H135ZM17 223L20 224V227L19 228L17 227L18 232L15 231L16 230L15 229L16 228V225L15 224H17ZM261 223L264 225V221L261 222ZM13 225H14L15 228L12 229L11 227ZM20 230H21V232H20ZM257 231L258 230H257V227H256V229L254 230V233H256ZM22 232L24 233V236L25 237H21L22 236ZM259 232H260V235H262V239H260V240H262L261 242H264V233H263V230H260L259 229ZM20 233H21V235L19 236V239H20L19 241L18 240H16V241L15 240H13V241L11 240L13 237L15 238ZM100 237H101V235L99 236V239H100ZM27 238H29V239H27ZM26 242H28V244L29 243L30 244L28 245V244H26ZM257 242H259V241L257 240ZM258 244L259 243H256L255 246L252 247L253 253L256 252L257 254H261L262 250L264 249V246L258 252V247H259ZM104 252L100 253V256L101 257L99 259H95V261H92V262H95L93 264H101L102 262L100 260H107L108 256H107V258L106 257H103L104 256ZM215 257H218V255H216ZM62 263L64 264V262H62Z\"/></svg>",
  "mask_w": 264,
  "mask_h": 264
},
{
  "label": "rangeland",
  "instance_id": "obj_5",
  "mask_svg": "<svg viewBox=\"0 0 264 264\" xmlns=\"http://www.w3.org/2000/svg\"><path fill=\"white\" fill-rule=\"evenodd\" d=\"M96 0H93V3H91V2H89V0H81V4H79L78 5V8H79V10H80V12H81V14H85V15H87V17H88V20H86V21H84V23L85 24H83V25H81L82 27H84L85 25H86V23L89 21V24L90 25H93V27L95 26V29L97 30V31H99V32H101V31H105V29H106V26H105V24H103V23H99L98 22V20H97V16L94 14V13H92V10L91 9H93V5L94 4H96V2H95ZM42 5H44V4H42ZM71 7H73L74 8V6H72L71 5ZM89 7H90V10H89ZM105 9H106V7L105 6H103ZM65 12L66 11H63L61 8L59 9H57V11H56V13H57V15H58V18L60 19V18H62L63 17V15H65ZM46 13H48V12H46ZM72 13L73 14H75L74 13V11L72 10ZM45 14V13H44ZM77 16V15H76ZM47 17L48 18H50V15L48 14L47 15ZM58 18H54L55 19V21H54V23L57 21V22H60L59 24H58V27H61V28H58L59 30L60 29H62V27L64 26V24H66L68 21L67 20H65L64 19V21L62 22L61 20H58ZM69 18H71V17H69ZM144 14H143V20H144ZM93 19V20H92ZM95 21V22H94ZM61 25H63V26H61ZM66 27H72L71 25H70V22H68L67 23V25H66ZM82 27H79L78 29H75V31L76 30H79V31H81L80 29L82 28ZM73 28V27H72ZM74 29V28H73ZM28 30V29H27ZM119 32H122V31H119ZM89 33H91V30L89 31ZM71 34H72V32H71ZM90 36V35H89ZM32 38L33 39H36V38H38V37H36V36H34V35H32ZM182 39H183V41H186L187 42V39H186V37H185V35H183V37H182ZM37 40V39H36ZM37 42V41H36ZM36 42H34V44H36L37 45V48H39L40 49V47L38 46V44L36 43ZM163 40H160L159 41V48H160V51H162L163 50V48H164V44H163ZM137 46H139V48H141V47H143V46H146V42L145 41H140L139 43H137ZM148 48H150L149 46H147ZM187 47H189L190 48V45L187 43ZM53 48H55V46H53ZM151 48L153 49V46H151ZM20 49H22V51H29V45H17V50H15V52H18V51H20ZM36 49V48H35ZM115 49H117V48H114V50ZM174 49H178V48H174ZM154 51V50H153ZM9 53H11V51H9ZM13 54H15L14 52H12ZM82 54H83V52H81ZM111 53V52H110ZM114 54H115V52H113ZM116 54L118 55V56H121V57H123L122 56V50L120 51V50H117L116 51ZM130 53H128V54H126V55H124V58H127V56L129 55ZM244 54L246 55V53L244 52ZM18 55V54H17ZM138 57H140V55L138 54ZM200 58H202V56L200 57ZM7 59V58H6ZM102 59H104V57L102 58ZM117 59V58H116ZM157 60H159V59H157ZM91 61L92 60H90V63H91ZM15 62H17V60L15 61ZM57 61H54V63H56ZM9 63V62H8ZM89 63V65H91ZM116 63V60H114V59H112V65H114ZM160 63L162 64V66H161V68L163 67V65H165V67H166V65H167V60H166V58L163 56V55H161V59H160ZM10 64V63H9ZM12 64H15V63H11L10 65H12ZM107 64V62H105V65ZM119 65V64H118ZM219 66L221 67V69H222V71L218 74V72H216V70H218L219 69ZM22 66H21V64H20V68H21ZM114 67V66H113ZM112 67V68H113ZM212 68H214L213 70H212ZM24 70V72L27 74L28 73V70L30 71V68H28V69H23ZM104 70H107V69H105L104 68ZM210 70V73L208 72V71H206L205 72V74L203 75V76H201V77H199V79H204V80H206V79H210L209 77H211V75L210 74H213V75H215V74H217L216 76H215V78H214V80H211V81H206L205 83L204 82H200L199 80H197V78H191V77H189L191 80L189 81V82H186L187 80H185L184 82H185V86H183V87H181V88H185L186 87V92H185V90H182V91H184V93H185V99H183V100H181L180 99V95L178 96V100L179 101H186L187 99H188V92H190V93H196L195 95H196V97L199 99V104H198V108L201 110V112H202V114H200L201 116H200V120H199V123H198V127L200 128V129H202L203 131H205V132H211V131H213L214 132V134H216V135H218V134H222V133H224V132H227V129L225 128V126H218V124H216L215 125V121H212V120H208V116L209 115H211V114H213V115H215V116H218L219 118H221V116H223V117H227L228 115H229V111H227L228 109H220V107H217V106H220V103H219V99H220V97L221 96H223V95H225L226 94V92H227V89H228V86H232V81L229 79V77H226L225 75H227V73L229 74V75H232L233 73H234V71H228V68L226 67V65H225V63L224 62H222L221 64H219V63H214V65L213 66H211V68L209 69ZM224 71V72H223ZM39 71L36 69V73H38ZM31 73V71L29 72V74ZM34 74V73H33ZM52 78H55L54 80H57V79H60L61 78V75H60V73H58V71H52ZM104 75H108L109 73L108 72H104L103 73ZM112 74V73H111ZM35 75V74H34ZM210 75V76H209ZM7 76V75H6ZM6 76H5V79L3 80V81H5L6 80ZM111 76V75H110ZM109 76V77H110ZM182 77V76H181ZM16 77H13V79H15ZM30 78V77H29ZM123 78L125 79L126 78V74L125 73H123ZM17 79V78H16ZM250 80H251V78L250 77H248V80L246 79V80H244V81H247L248 83L250 82ZM18 81H19V85H28V81L26 82V81H24V80H21L20 81V79H18ZM238 81H242V80H238ZM190 83V84H189ZM204 83V84H203ZM189 84V85H188ZM198 84H201V86H199V90H197V92H195L196 91V89H198ZM245 84V83H244ZM241 85V84H240ZM243 85V84H242ZM15 86L16 85H14L13 87H12V89H14L15 88ZM46 86V88L48 87H51V86H47V85H45ZM81 85H79L78 86V88L80 87ZM190 86V87H189ZM55 88H56V85H55ZM96 88V84L94 83L93 85H92V87H90V86H88V85H86V86H81V89H82V91H91V90H93L95 93H97V88ZM107 89H109V90H113V91H109V93L107 92V89H103L104 91H103V93H104V95H105V98H109V96H110V98H109V100L110 101H112L113 100V93H114V88L112 87V85H110V84H107V87H106ZM111 88V89H110ZM57 90L58 89H56V94L58 95V93H57ZM78 90H80V89H78ZM6 91V90H5ZM5 91L4 92H2L1 93V95H0V100H3V102L4 101H6V100H8L9 99V97H7L6 98V100L4 99V97H5ZM61 91L63 92V89H61ZM180 91V90H179ZM117 93L116 94H118L121 98H123V95H122V92L120 93V91L119 90H117L116 91ZM108 93V95H106ZM65 95V94H64ZM12 96L10 97V99L12 100ZM53 98H54V100H57V97H55V95L53 96ZM15 100H13V101H16V102H19V100L17 99V97L16 98H14ZM99 98H97L96 97V101L98 100ZM10 100V101H11ZM21 100V99H20ZM105 100V99H104ZM124 100V101H123ZM123 100L122 99H120L118 102H113V105L114 106H125V108L127 109L128 108V106H129V104L131 103L130 102V99H129V97L128 96H124V98H123ZM13 101H11V103H12V105L14 106V103H13ZM63 100H61L60 101V103L62 102ZM183 102V103H184ZM97 105V104H96ZM11 107V105H8V104H6V107ZM98 106V105H97ZM103 107H106V105L105 106H103ZM3 108H4V105H3ZM40 108H42V106H40ZM99 108V107H98ZM221 111H220V110ZM100 110V109H99ZM46 110H44V112H45ZM78 111V110H77ZM5 112L7 113V111L5 110ZM115 114V112H113V113H109V116H108V120L110 119L109 117H111V116H113ZM75 117V116H74ZM75 118H77V117H75ZM44 119H45V121H47V122H49L50 123V119H48V116H45L44 117ZM78 119V118H77ZM222 119H224V118H222ZM107 120V121H108ZM227 122H229V123H231V121H229V120H227ZM105 125H106V123H105ZM48 126V125H47ZM49 127V126H48ZM50 128V127H49ZM103 128V130L101 131V129L98 131V132H102L100 135H98L97 134V129L95 130V133H96V137L97 138H99V139H102V138H104V137H106V136H108V134H110V131H109V129L107 128V126H105V127H102ZM22 131H23V129H21ZM28 130V128H26V131ZM21 132V131H20ZM19 132V136H17V137H15V138H12V139H17L18 141H17V143H18V148H21L22 146H24V143L25 142H21L22 141V138H23V136H21V133ZM121 134V136H122V139H124V135H123V131H119L118 132V134ZM129 137V136H128ZM90 138V137H89ZM89 138H83V140L81 141V143H83V144H85V145H87V142H89ZM77 143V142H76ZM90 143V142H89ZM88 143V144H89ZM77 144H79V143H77ZM141 144H142V147H146L147 149H148V152L149 153H151V150H150V147H149V143L147 142V141H143V142H141ZM9 146V145H8ZM78 146V145H77ZM95 146V145H94ZM94 146H92V148H91V153L89 154V153H87V152H83V154L81 155V157L79 158V157H77V159L76 160H82V161H84V162H86L87 164L88 163H90V165L89 166H87V164H84L85 166H86V170L83 168V170H81V168H80V166H78V167H76V169H73V172H72V174H70L69 173V176L72 178V176L73 175H76V177H77V181L76 182H71L70 184L71 185H73V187L74 186H78L79 185V188L82 190V191H84V193H85V198H84V201L86 200V198L88 197V196H90V194H94L93 196H95L97 193H94V191H92L91 189L92 188H96L97 187V189H100V190H102L103 191V189H105V195H103L102 194V191H100V194H101V196H106V194L107 193H109L110 194V190H112V187H116V188H118L116 185H106L107 183H105L106 181H105V179L104 180H102L100 177V173H99V170H96L95 169V167L93 166V164H92V162H91V160L92 159H89V157H90V155H92V157H94V155H95V161H96V163H97V165H98V168L99 167H101V169H103V163H104V161H102V158H100L103 154H104V156H105V158L107 157V159L106 160H111V161H113V162H115V163H117L116 165H119V162L120 163H124L125 161H119L121 158H115L113 155V158L110 156V154H108V153H106L105 151H104V149H102V148H100L99 146L98 147H94ZM5 147V146H4ZM89 148V147H88ZM128 148H129V145H128ZM13 150H14V148H13ZM82 150L83 151H85V150H88V149H86V148H82ZM17 151V150H16ZM16 151H13V155H14V153H16ZM20 152H21V150H19L18 151V154H16L15 156H19L20 155ZM69 153H70V151H68ZM78 154H79V152H77ZM72 154V153H71ZM128 155H135L136 156V158H137V160H136V162H138V166H139V170H140V174H141V176L142 177H144V178H146V180L147 181H142L141 180V178H139V176H138V174H136L137 175V182H139L140 183V185H141V188H140V190H141V192L139 191V196L136 194V192H135V198H133L132 197V200H135L134 202H135V204H132L131 205V207H132V209H137V211L139 212L140 211V213L142 214L143 213V211H141L142 210V207L141 206H143V204H142V201H144L145 202V204L146 205H144V209L143 210H145V207L147 208V211H148V215L147 216H149V212H151L150 210H151V207H150V203H151V201L153 200V198H154V192L152 191H150L149 190V188H150V182H149V179H148V176L146 175L147 173H149L148 171H146L145 170V168H143L142 166H141V163H142V161H143V158H145V156H144V153H141V151H139V150H133L132 148H130V154H128ZM26 156V155H25ZM122 160V159H121ZM99 162V163H98ZM132 162V161H131ZM60 163V162H59ZM61 164V163H60ZM101 164H103V165H101ZM78 165H79V163H78ZM120 165H122L123 166V168H118L117 170H120V171H122L123 172V170L125 169V167H124V164H120ZM132 165H133V163H132ZM136 166H137V163L135 164ZM129 165H127V167H128ZM131 167V166H130ZM131 169H132V171L134 172V173H136V171H134V169L131 167ZM125 171V170H124ZM69 172H70V169H69ZM133 172L131 173V174H133ZM111 175L112 174H110L109 175V179L111 178ZM129 175H130V173H129V171H127V172H123V174H116V175H114V177H116L115 178V180H117V181H122V184H123V188H124V190H126L127 189V187H128V185H130V182L132 181V180H134L135 178L131 175V177H132V180L129 182ZM69 177V178H70ZM139 178V179H138ZM108 179V180H109ZM107 180V181H108ZM105 183V184H104ZM62 184V178L60 179V184L59 185H61ZM145 185V186H144ZM150 185V186H149ZM88 186V187H87ZM90 186H92V187H90ZM134 186V185H133ZM90 187V188H89ZM135 187H137V183L135 184ZM50 188H51V186H50ZM58 188V186L57 185H55V190H57V192H59V190L61 189V188H59V189H57ZM143 189V190H142ZM134 191L136 190V188H134L133 189ZM150 192H149V191ZM159 191H161V190H159ZM6 192V191H5ZM7 193H9L10 194V191L8 190V192ZM47 193H49L51 196H52V192H51V189H49V190H47ZM33 195H35V193H33ZM54 196V195H53ZM120 196H122V195H120ZM119 196V197H120ZM56 197V196H55ZM55 197H52V198H48V200H50V199H52L53 201L52 202H54L55 200H54V198ZM118 197V196H117ZM128 198H130L129 200L131 201V197L130 196H128V197H126V199H128ZM110 200V202L112 203V202H114V199L112 198H109ZM47 200V201H48ZM140 200V201H139ZM134 202H132V203H134ZM42 204L43 203H45V202H41ZM137 204V205H136ZM81 205V204H80ZM117 205V204H116ZM136 205V206H135ZM51 207H52V205H51ZM120 208V207H119ZM256 210H259L261 213H262V215H263V217H264V206L262 207V206H258L257 208H256ZM76 212H77V214H80V217H78V219L80 220L81 218H83L84 217V215H85V209H81V211L80 210H78V209H76L75 210ZM89 211H91V214H92V216H96V217H94V219L92 220V222H91V224H92V226L94 227V228H96V229H94V232H96L97 231V229H99V228H101V229H103V230H105L104 228H103V225H105V223H104V221H105V219L107 218V217H105L106 216V214L104 213V211L102 210V211H98V210H96V211H94V210H89ZM89 211L87 212L88 214H89ZM129 211V210H128ZM263 211V212H262ZM111 212H113V214H114V211H113V209L111 210ZM101 213H104V215H100ZM100 215V216H99ZM123 215H124V212L122 211L120 214H119V217H120V219L123 217ZM104 216V217H103ZM142 217V216H141ZM140 217V218H141ZM77 219V220H78ZM85 218H83V220H84ZM117 219V218H116ZM122 220H123V218L121 219V222H122ZM25 221H26V225L27 226H29L32 222H30L31 220H26L25 219ZM83 223V222H82ZM86 223V222H85ZM154 222H152V224H153ZM65 224L66 225H70L69 227H73L74 228V225H73V223H72V221L70 220V221H65ZM154 226V225H153ZM152 225H151V227H152V230H153V236H152V238L154 239V233H155V227H153ZM17 227L19 228L20 226H16V228L14 227V225L11 227L12 229L13 228H15L16 230V232H18V229H17ZM88 227H90V226H88ZM88 227H83V228H86L87 229V231H89L88 229ZM24 228V227H23ZM6 229V228H5ZM22 230V229H21ZM21 230H20V232H21ZM79 230V229H78ZM66 231V230H65ZM85 231V230H84ZM49 232V231H48ZM128 232H130L131 233V235H133L132 237L134 238V239H136V237H139V236H141V235H144L142 238H141V240L139 241V243L141 242V241H143L144 239V237H146L147 235H148V228L146 227V226H144V225H142V226H140V225H131L130 227H129V230H128ZM113 233V232H112ZM121 233V232H120ZM123 233V232H122ZM121 233V234H122ZM17 234V233H16ZM21 235V233L18 235V236H16L15 238L13 237L11 240L13 241V240H20L19 239V236ZM76 235V237H77V235H79V233H77V234H75ZM108 235L109 236H111V233L110 232H108ZM117 235V232L115 233H113V236H116ZM21 237H25L24 236V233L22 232V236ZM27 239H29V238H27ZM109 239H110V241L109 242H111V243H114V245L115 246H107L108 247V249L107 248H105V252H104V256L103 257H106L107 258V256H108V258H107V260H100L102 263L101 264H113L114 263V261H113V259H111V258H109V255L111 254L110 252L111 251H113L114 253H115V255L117 254L118 255V257H120V258H124V255H125V249L123 250V249H121L120 248V246H119V244H118V242H115L114 241V238H112V237H109ZM90 243H92V239H90V240H88ZM74 242H75V240L73 239V242H71L70 244H74ZM5 243V242H4ZM139 243H137L136 244V248H137V246L138 245H140ZM26 244H28V242H26ZM30 244V243H29ZM28 244V245H29ZM69 244V243H68ZM155 244H156V242L155 241H153L152 240V243H150V249H151V255L153 256V257H155V258H159L160 257V255H159V252H158V250L155 248ZM231 243H229V245H230ZM89 245V248L88 249H92L93 250V252L94 253H92V252H90V250H89V253L88 254H85V256L87 257V259H86V257L84 258V257H80L79 259L78 258H75V257H72V255L71 254H69V256H68V260H71L72 258L75 260V264H80V262L81 261H84V260H86V261H90L91 259V253L92 254H98L99 256H100V253L97 251V249H95V245H93V244H87V246ZM109 245V244H108ZM232 245H236V244H232ZM5 246V245H4ZM105 246V245H104ZM103 246V247H104ZM102 247V248H103ZM244 247V246H243ZM231 249H234V251L235 252H237L238 251V249H242V244L241 243H239V245H237L236 247L235 246H231ZM77 250L79 251V253H81L82 251H83V247H82V245L80 244L78 247H77ZM95 250V251H94ZM188 250H189V248H188ZM184 250H182V252H183ZM226 251H227V249H226ZM181 252V253H182ZM235 252H233V253H231L232 255H229V257H231V259H232V261L231 262H229L230 264H244V263H242V261H238L237 259H235V256H236V254H235ZM84 253V252H83ZM119 253H121V254H119ZM130 253H131V251H130ZM172 252H170L169 254H171ZM175 253V252H174ZM180 253V254H181ZM90 254V255H89ZM177 254V253H176ZM179 255V254H178ZM81 256H82V254H81ZM47 257L48 258H50V259H55V258H60L61 260H62V262H64L65 261V259H63V257L61 258V256L59 255V254H52V253H48L47 254ZM72 257V258H71ZM219 257V259L221 258L220 257V255L218 256ZM214 258V257H213ZM225 258H228V256H225ZM111 259V260H110ZM215 260H213V259H211V260H213V262H212V264H221V260H218V259H216V258H214ZM230 259V258H229ZM228 259V260H229ZM251 258L249 257H247L246 258V261L247 260H250ZM252 259H254V258H252ZM78 261H80V262H78ZM93 261V260H92ZM163 261H165V259L163 260ZM244 262V261H243ZM93 263H95V262H92L91 264H93ZM189 263H192L191 261H189ZM188 263V264H189ZM223 263L224 264H226L227 263V261L226 260H223ZM246 263V262H245ZM83 264V263H82ZM86 264H88L87 262H86ZM151 264V263H150ZM228 264V263H227Z\"/></svg>",
  "mask_w": 264,
  "mask_h": 264
},
{
  "label": "built area",
  "instance_id": "obj_6",
  "mask_svg": "<svg viewBox=\"0 0 264 264\" xmlns=\"http://www.w3.org/2000/svg\"><path fill=\"white\" fill-rule=\"evenodd\" d=\"M143 4L144 3L142 2L141 5H143ZM169 22L174 24L173 21H169ZM191 35L194 36L195 39L199 38V39H201V41H204V43H202V45L206 44V41L210 40L209 37H212L214 39V41L216 38V34L214 32H211V31H207L206 34L201 33V34L196 35V34L191 33ZM203 37L205 39L202 40ZM160 38L163 41L167 40V38L162 36V35L160 36ZM199 39H197V40H199ZM188 41H189V39H187V42ZM177 42L180 44V50L181 51L185 52V51L189 50V48L187 47V43L185 41H182L180 43L179 40H177ZM176 44L177 43L172 41V40L167 41L166 46L168 47V49H167V51H164V49H163V51L161 52V55H163V56L165 55V56L169 57L171 60L181 59V62H180L181 65H187L189 63L188 62L189 59L185 58L183 54L178 53L176 56L171 58L172 55H174V50L173 49L170 50V48H174V46ZM9 51L13 52V49L11 47L7 46L4 49V60L8 57ZM189 55H192V54H189ZM190 62L192 63L193 61H190ZM136 93L142 94L143 92L136 90ZM129 99H130V101H132L131 92L129 94ZM0 106L3 107L2 102H0ZM8 121H9V123L7 124V126L5 128V131L7 133V136H6L7 138L2 140V142H4V143H9V141L7 140L9 136L14 135V138L17 137V134H15L14 130H13V125H14L15 119L8 117ZM81 145L82 144L80 143V147H81ZM7 149H8L7 154H9L11 156V158L12 157L16 158V156H13V152L12 153L9 152V147ZM190 157H191V159H193V162L191 164H190V162L187 163L189 167H187L183 163H179L177 165H168L167 167H165L164 173L156 172L157 181H160L162 183V181L165 177L173 178L177 174H180V175L189 174L191 179L195 180V181H205L206 179L212 177L213 168L204 166L203 156L192 154V155H190ZM232 157H233V160L229 164L228 168L225 171L219 173L218 176L220 177L221 181L224 183L227 182L231 185H239V186L243 187L246 190V195H245V199L239 204L237 209L230 215V222L227 223V225H226V233H224V236H227L228 233H230L235 228L237 223L242 221L247 215L251 214L253 212V208L258 207V206H262L264 204V177H263V175L259 169V166L257 164V161L254 157L253 149H252L251 145L246 144V145H241V146L237 147L233 151ZM17 164L19 165V167L23 166V168L25 170L30 171L29 165L31 164V160H29L27 165H26V163L20 159ZM148 166H149V169H154L153 164H150ZM164 187L165 186L161 184V186L159 187V190H163ZM71 202H73V201H71ZM77 204L78 203H76V205ZM161 231H162V228L160 227V228L156 229V233H155V242H156L155 248L158 250V252L160 250V244L157 243V239H161V235H160ZM222 235H220L217 238V240L215 242L216 244L219 243V240L222 237ZM174 255H177V254H175V253L170 254V256H174ZM160 258L161 257L154 258V260L151 262V264H157L156 261H161Z\"/></svg>",
  "mask_w": 264,
  "mask_h": 264
},
{
  "label": "water",
  "instance_id": "obj_7",
  "mask_svg": "<svg viewBox=\"0 0 264 264\" xmlns=\"http://www.w3.org/2000/svg\"><path fill=\"white\" fill-rule=\"evenodd\" d=\"M218 6L222 10L223 14L229 19V21L237 28V30L249 37L250 39H256L257 41H264V15L260 17L251 16L244 13L237 0H216ZM103 51L106 53L109 51V47L106 42L99 38ZM68 117V116H67ZM250 145L253 149L254 157L258 163V166L264 177V108L256 121L253 128V132L250 138ZM77 197L80 198V195ZM68 200V197H66ZM183 250H186L184 248ZM253 258L247 264H264V249L261 254L254 252Z\"/></svg>",
  "mask_w": 264,
  "mask_h": 264
},
{
  "label": "crops",
  "instance_id": "obj_8",
  "mask_svg": "<svg viewBox=\"0 0 264 264\" xmlns=\"http://www.w3.org/2000/svg\"><path fill=\"white\" fill-rule=\"evenodd\" d=\"M228 111V110H227ZM231 186H233V187H236V188H239V189H241V190H243V199H242V201L245 199V195H246V190L243 188V187H241V186H239V185H231ZM241 201V202H242ZM240 202V203H241ZM239 203V204H240ZM192 204V203H191ZM239 204H238V206H239ZM237 209V208H236ZM235 209V210H236ZM234 210V211H235ZM263 212V211H262ZM264 221V218L262 217L258 222H260L259 224H258V222H257V229H260V230H263V233H264V225L261 223V222H263ZM239 243H241L240 242V240H237V241H234L233 243H231V245H229V244H226V243H219L218 245H216V246H212V248H206V249H204V250H201V251H203V252H205V256H204V258L203 257H201L200 255L198 256V258H199V261L201 262V263H207V264H212V262H213V260H215L214 258H216V259H218V260H221V264H224L223 263V260H226L227 261V263L228 264H230L229 262H231L232 261V259H231V257H229V255H232L231 253H233V252H235L234 251V249H231V246H237V245H239ZM225 244V245H224ZM232 244H236V245H232ZM251 245H249V247H250ZM219 249H221L220 251H218ZM226 249H227V251H226ZM194 250H196L195 248H192V249H189V250H184V251H189L188 253L189 254H191ZM223 250H225V251H223ZM201 251H198V253L199 254H201L202 252ZM246 251H247V248L246 249H238V251L237 252H235V254H236V256H235V259H237L238 261H242V263H244V264H247L248 262H250L251 260H252V258H253V253H251L250 254V256H247L246 254ZM193 254V253H192ZM216 255H220V259H219V257H215ZM208 256L210 257V258H208ZM212 256V257H211ZM225 256H228V258H225ZM168 258L170 257L169 255L167 256ZM214 257V258H213ZM251 258L250 260H247L246 261V258ZM230 258V259H229ZM211 259H213V260H211ZM229 259V260H228ZM244 261V262H243ZM246 262V263H245ZM226 263V264H227ZM234 264V263H233Z\"/></svg>",
  "mask_w": 264,
  "mask_h": 264
}]
</instances>
